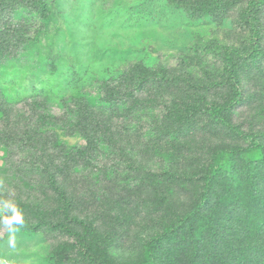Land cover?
<instances>
[{"label": "trees", "instance_id": "trees-1", "mask_svg": "<svg viewBox=\"0 0 264 264\" xmlns=\"http://www.w3.org/2000/svg\"><path fill=\"white\" fill-rule=\"evenodd\" d=\"M21 1L0 0L1 54L30 39L11 19ZM132 2L144 24H157L171 10L201 33L180 52L179 67L131 62L116 83L80 68L74 57L81 74L60 88L76 91L75 121L66 111L38 114L35 125L18 133L0 127L1 155L10 143L27 149L41 174L34 191L17 184L0 193V222L49 240L48 264H264V0ZM30 5L43 25L52 24L55 11L46 0ZM65 24L70 29L56 25L49 42L58 46L68 34L81 51L74 38L79 26ZM62 59L61 53L52 61L55 71ZM198 62L202 71L195 72L191 64ZM12 64L0 68V117L9 112L4 79ZM99 79L106 81L98 99L121 113L116 118L158 108L151 120L156 143L147 141L135 154L127 150L114 116L91 109L99 100L83 93ZM57 133L79 135L85 144H67ZM97 150L113 161L96 169ZM159 154L163 163L152 168ZM135 155L142 165L123 186L118 169L134 168Z\"/></svg>", "mask_w": 264, "mask_h": 264}, {"label": "rangeland", "instance_id": "rangeland-1", "mask_svg": "<svg viewBox=\"0 0 264 264\" xmlns=\"http://www.w3.org/2000/svg\"><path fill=\"white\" fill-rule=\"evenodd\" d=\"M31 1L22 0L15 6L11 18L18 27L25 30L30 39L22 43L12 54L0 53V68L4 64L6 66L8 61L13 63L10 66L11 73L4 79L9 88L3 101L8 103L9 112L6 116L0 117V127L6 126L11 131L17 130V133L24 127L35 125L38 114L51 118L63 116L66 111H70L69 121H75L77 98L71 94L76 91L70 92L68 89L60 88L73 80H78L77 76L81 74L74 70V57L79 58L80 68L83 66L88 72L95 70L92 72L97 73L98 78L105 77L116 83L118 82L116 76L124 72L125 66L131 62L148 60L152 65L159 62L165 68L180 66L177 57L180 52H187L196 39L195 35L201 31L199 25L190 29L187 17L181 18L176 11L171 10L165 11L157 24H144L141 17L134 13V3H131V0H97L91 6L84 0H46L55 14L52 16V24L43 25L37 10L31 7ZM173 19H183L185 23L182 25L180 20L178 25H172ZM65 23L79 26L74 38L82 43L81 51H76L75 42H67L68 34H65L64 43L58 46L49 42L50 35L53 36L55 33L56 25L63 24L65 31L70 29ZM52 39L54 38L52 37L51 41ZM105 49L111 54L104 53ZM50 52L55 56L52 57L51 54L48 56ZM61 53L63 59L55 71L52 61H57V56L61 57ZM191 67L195 72L202 71L199 62L192 63ZM110 73L116 75L108 77ZM83 76L86 78V74ZM105 81L96 80L94 86L84 88L83 93H88L99 100L102 83ZM84 98L83 101L88 103ZM46 99L48 101H45ZM91 109L114 116L112 123L116 125L118 134H121L128 146L127 150H131L132 154L143 149L149 140L151 144L156 143L151 120L152 116H157L158 108L137 110L118 118L115 116H120L121 113H115V107L102 100L96 101ZM67 127L66 125L62 129ZM57 135L67 144H85L79 135L68 137H64L62 133ZM7 151L4 156L0 153V193L12 191L13 188H17V184L34 191L37 187L36 177L41 175L40 167L33 164V160L28 157L27 149H19L10 143ZM97 152L93 163L96 169L101 163L113 161V157L106 155L105 152L101 150ZM139 158V155L131 158L135 165L132 169L125 170V164H121V168L118 169L122 178L118 180L119 184L126 186L129 179L137 176V169L142 165ZM154 159L155 161L148 164L152 168L163 163L161 154ZM111 166L114 171V165ZM10 169L20 170V176L12 175L14 170L9 171ZM76 171L86 174L85 168L79 167ZM3 215L4 206L0 205V218ZM6 225L8 226L7 222L5 224L0 222V264H48L49 240L44 242L39 235L27 234L18 228L8 229Z\"/></svg>", "mask_w": 264, "mask_h": 264}]
</instances>
